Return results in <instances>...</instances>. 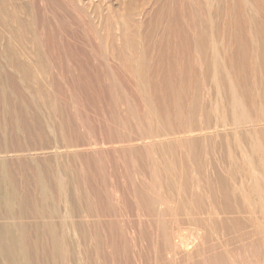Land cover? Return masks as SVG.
I'll return each instance as SVG.
<instances>
[{"label": "rangeland", "instance_id": "obj_1", "mask_svg": "<svg viewBox=\"0 0 264 264\" xmlns=\"http://www.w3.org/2000/svg\"><path fill=\"white\" fill-rule=\"evenodd\" d=\"M20 3L0 16V264H264L254 3Z\"/></svg>", "mask_w": 264, "mask_h": 264}, {"label": "bare ground", "instance_id": "obj_2", "mask_svg": "<svg viewBox=\"0 0 264 264\" xmlns=\"http://www.w3.org/2000/svg\"><path fill=\"white\" fill-rule=\"evenodd\" d=\"M240 2H243L244 6H248L249 3L247 4V2L252 1L254 3V6H249L250 9L248 10V13L250 15V13H252V15H263L264 16V0H238ZM9 2H13V6L8 7L7 4ZM226 4V3H225ZM227 7V5H226ZM251 7H254L253 9ZM208 8V6H207ZM245 8V7H243ZM26 9L27 7L23 4L20 3V0H0V16L2 17H15L16 16V10L22 12L23 14H26ZM211 10V9H210ZM208 12V10H206ZM233 11V10H232ZM225 12V10H224ZM240 12V10H239ZM210 14V13H209ZM208 14V16H209ZM225 16V13H224ZM226 17V16H225ZM18 29V28H17ZM233 122V121H232ZM237 125V124H236ZM234 127V126H233ZM237 127V126H236ZM250 136V135H249ZM259 142V141H258ZM259 145V144H258ZM261 145V144H260ZM7 146V145H6ZM261 148V147H260ZM256 150V149H255ZM25 151V150H24ZM61 151V150H60ZM2 152V151H1ZM49 152V151H48ZM256 152V151H255ZM17 153V152H16ZM26 153V152H25ZM1 155V154H0ZM259 157V155H258ZM255 159V158H254ZM257 160V159H256ZM6 161V160H5ZM262 161V160H261ZM3 162H0V206L7 208L8 210H10L12 203H14L12 196H7V194H4V190H5V186L7 185L4 182H6V177L4 176V174L7 173H3V168H2V164ZM261 164V163H260ZM263 166V163H262ZM261 166V167H262ZM31 168V166H29ZM5 168V167H4ZM6 171V170H5ZM257 182V181H256ZM6 184V185H5ZM8 190V188H7ZM10 190H12V188H10ZM7 192V191H6ZM50 194V193H49ZM10 195V193H9ZM3 231V235L5 237L8 238H12L13 235V227L12 225H6L5 227H0V232ZM1 236V235H0ZM3 237V236H2ZM1 238V237H0Z\"/></svg>", "mask_w": 264, "mask_h": 264}]
</instances>
